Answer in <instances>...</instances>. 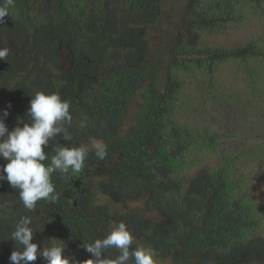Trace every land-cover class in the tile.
Wrapping results in <instances>:
<instances>
[{"label": "trees", "instance_id": "obj_1", "mask_svg": "<svg viewBox=\"0 0 264 264\" xmlns=\"http://www.w3.org/2000/svg\"><path fill=\"white\" fill-rule=\"evenodd\" d=\"M248 2L255 14L264 12V0H13L14 23L31 22L34 49L44 45L37 36L55 34L89 55L93 72L81 61L78 69L89 73L74 80L83 91L65 125L71 140H58L90 146L95 138L107 145V156L99 160L90 151L81 172L53 173L55 203L40 200L29 211L13 190L14 203L0 207V264H11L10 236L24 215L32 217L34 243L61 240L81 264L90 258L83 244L120 221L133 231L134 247L155 248L157 259L173 264H264V139L252 136L238 154L215 160L221 142L236 146L227 141L236 133L191 119L231 102L245 114L240 126L264 122L262 40L218 39L235 25L259 24ZM113 10L135 18L136 32L123 26L124 59L110 70L97 58L110 67L104 34L115 28L108 20Z\"/></svg>", "mask_w": 264, "mask_h": 264}, {"label": "clouds", "instance_id": "obj_2", "mask_svg": "<svg viewBox=\"0 0 264 264\" xmlns=\"http://www.w3.org/2000/svg\"><path fill=\"white\" fill-rule=\"evenodd\" d=\"M12 3L13 0H6V4L0 6V20L9 16V6ZM168 15L175 17V13ZM108 20L114 21L111 17ZM112 26L115 27L114 24ZM123 26L125 30L129 29L130 34L133 33L131 29L136 32V19L128 17ZM122 28L109 27L105 33L110 38H115V43L110 44L112 51L108 53L110 67L106 59L97 58L103 67L110 70L116 62L121 64L124 59L123 52L119 49L122 46L119 42L124 38ZM96 47L93 45V48ZM9 53L8 48H0V60L6 59ZM88 68L91 70L89 66ZM70 106V102L57 92L37 91L31 95L26 112L27 121L18 117L17 125L11 130L5 122L10 115L11 102L0 111V161H3L0 163V182L7 181L13 189L18 190V199L29 211L34 210L40 200L55 203L59 199L52 182L53 173L64 175L81 172L90 151H94L99 160H104L107 156V145L95 138H91L90 146H68L59 142L58 138L63 141L71 140L65 127L72 122ZM50 147L54 154L49 157L46 149ZM31 225L32 217L27 215L21 216L16 223L10 236L16 245L9 256L11 264H30L37 261L38 257L45 264H81L75 256L65 254L67 246L61 240L52 239L47 244L34 243L36 232ZM134 244L136 237L133 231L124 221H120L111 227L104 238L83 244L90 258L82 264H157L158 253L155 248L141 245L134 247ZM109 250H118V255L108 256Z\"/></svg>", "mask_w": 264, "mask_h": 264}, {"label": "flooded vegetation", "instance_id": "obj_3", "mask_svg": "<svg viewBox=\"0 0 264 264\" xmlns=\"http://www.w3.org/2000/svg\"><path fill=\"white\" fill-rule=\"evenodd\" d=\"M3 1L6 3L5 0ZM1 2L0 0V6H3ZM13 18V14L9 11V16L0 20V48L10 50L9 56L0 60V111L11 102L10 115L5 120L9 130L17 125L18 117L27 121L28 100L31 99L27 95L31 90L40 91L39 84L44 91L57 92L63 99L68 100L72 115L76 103H81L79 98L82 97L83 91L78 90L74 80L79 73H89L86 68L85 72L79 70L78 65L81 61H87L91 63L89 67L93 68L89 55L82 54V50H77L76 47L72 48L71 40L55 34L52 36L47 34L45 39L38 37L34 32L37 41L44 44L39 50L34 49L38 47L33 42V35L29 29L31 22L21 20L16 24ZM104 39L108 44L115 43V38H110L108 33L105 34ZM62 73L69 75L61 79ZM13 190L7 181L0 182V207H8L14 203L16 198H13Z\"/></svg>", "mask_w": 264, "mask_h": 264}, {"label": "rangeland", "instance_id": "obj_4", "mask_svg": "<svg viewBox=\"0 0 264 264\" xmlns=\"http://www.w3.org/2000/svg\"><path fill=\"white\" fill-rule=\"evenodd\" d=\"M245 9L249 10V13L251 14V18L258 19L259 24L251 23V27L248 28H246L245 25L243 26L235 25L225 35L219 36L218 39L219 41L225 43L237 42L236 43L237 45H241V42L253 38L257 40H253L252 43L262 40L259 41L260 48H262V46H264V12L261 11L262 12L261 14V12L259 11L255 14V12L251 10V4L249 2L247 3ZM260 14L261 17H259ZM109 17L113 18L114 20L113 23L115 27L117 29H121L123 23L126 21V19L129 16L125 15L123 12L113 10L112 12L109 13ZM233 18L235 19L234 16H232V19ZM232 71L236 73L234 70ZM239 111H241L239 107L234 106L231 102H225L218 109L212 107L204 111L196 112L195 117H191V119H198L201 121H204L205 119L212 120L213 125L216 128L236 133V138L234 137L235 139L231 138L227 140L229 142L228 145L230 147L233 144L236 146L231 148L232 150H228L226 149L225 143L221 142L220 146L219 145L217 146L216 151L213 150V154L215 155V160L219 159L224 153L228 151L234 154H238V152L243 149V145H249L252 143L253 140L252 136L256 137L257 139L259 138L264 139V122L263 121L255 122L250 130L248 128L242 127L239 125L238 119H242L244 121H246V119L244 113L236 114ZM231 117L233 118L232 123L230 125L225 124ZM157 264H173V261L171 259H157Z\"/></svg>", "mask_w": 264, "mask_h": 264}]
</instances>
